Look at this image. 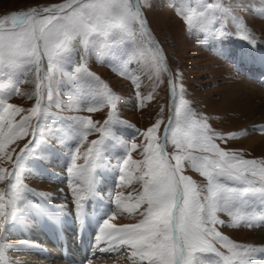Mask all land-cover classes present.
I'll return each instance as SVG.
<instances>
[{
  "label": "rangeland",
  "instance_id": "374dc122",
  "mask_svg": "<svg viewBox=\"0 0 264 264\" xmlns=\"http://www.w3.org/2000/svg\"><path fill=\"white\" fill-rule=\"evenodd\" d=\"M63 3L65 0H0V19L11 16L12 13L26 12L30 9L42 11L45 7ZM141 3L150 30L149 35L163 49L166 61L171 67L172 79H175L177 84L175 98L172 97L170 103L166 71H156L153 65L154 51L146 43L142 48L135 49L136 58L127 69L128 74H121L123 63L134 50L132 39L113 42L109 36L98 37L92 40L88 52L84 51L82 43L74 40L70 49L60 53L57 71L51 74L53 76L51 89L49 74H46V57L40 62L39 72L35 63L5 66L0 62V101L24 110L31 109L36 103L39 76L42 109L47 113L40 117V123L44 126L43 132H37L34 137L29 135L7 145L9 150L15 149L12 155L16 156L20 149L31 141L25 154L18 186L12 187L17 181L12 179L9 183L7 173L6 179L0 180V194L3 195L0 202L4 204L6 221V230L0 243L21 245V242L26 240L33 242L28 232L35 219L32 220L30 215L23 216L24 219L21 220L27 223L25 226L19 225L17 221L14 225H8L12 222L10 213L15 211L16 207H21L27 202L38 203L35 194L44 193L55 206L71 205L76 209L72 189L76 187L77 181L70 180L66 169L69 166V153L76 150L79 140V125L75 119L77 117H90L98 122V126L102 125L110 114L114 121L125 122L113 125L114 135L105 140L103 159L92 173L94 197L106 203L107 210L103 214V219L110 213H115L110 219V223L115 225L133 223L143 218L140 212L144 206L129 213L119 211L115 205L117 192L123 193L124 197L129 193L135 197L142 191V181L138 179L141 173L136 170L135 165L126 170L132 174L131 182L121 187L120 167L125 158V145L130 147L132 142L137 143L139 147L131 150L130 158L132 161L143 160L141 152L145 138L140 133L159 119L162 121L159 129L161 134L169 117L168 125L172 122L174 128L175 107L181 106V100L185 101L182 109L189 114H195L194 117L190 115V119H203L220 137L234 134L226 143L223 139L215 140L221 148L228 150L230 154L235 152L242 155L245 159L264 161V137L260 138L262 141L257 139L260 142L248 146L249 138L252 140L253 136L264 132V122L254 123L260 114H256L251 120L244 118L248 110L264 101V95L259 99L250 98L249 90L253 87L247 84H255L264 91V64L261 51H258L264 50V0H141ZM205 3H219L224 13L212 26L211 31L193 28L189 32L186 24L178 17L177 10L185 8L202 10L200 6ZM5 27H11L10 21L6 22ZM245 34L255 40V44L243 39ZM134 39L136 41L144 39L138 26ZM113 52H119L123 60L116 62ZM246 52L251 54L250 61L244 56ZM81 57H84V61ZM82 62L111 89L115 97L114 108L101 106L104 102L97 94L99 81L85 76L77 77L75 68ZM129 74L139 79V96ZM49 90L52 94L51 100L48 99ZM94 106L97 107V111H87V108ZM27 115H30L28 111L15 115L13 124ZM0 116L7 120V114L3 112L2 107ZM180 122L183 123L182 118ZM36 123V118L33 117L32 124ZM4 130L6 132L7 128ZM196 130L197 125L191 124L190 133L195 134ZM167 135L169 140L166 150L171 154L176 150L171 143V131ZM99 136V133H91L87 139L95 140ZM80 147L82 153L84 146ZM192 154L210 155L199 151ZM77 164L83 165V159H78ZM0 168L11 172L13 163L5 157L0 159ZM183 174L190 176L198 185L207 183L205 177L191 168L190 162L185 163ZM24 186L31 191H26ZM18 193L25 199L17 200ZM248 204L250 207L247 208L239 206V214L249 212L254 218L252 221L254 226L240 228L220 226V230L238 243L253 245V237L264 232V201L259 196H249ZM218 215L228 223L232 220L227 213ZM95 217L96 214H93V219ZM19 226L23 228L20 229ZM9 227L14 229H8ZM21 234L26 235L27 239L20 236ZM33 244L31 248L37 249L36 244ZM129 254L131 255L129 250L118 252L117 256L125 262H118L111 256L100 258V261H107L106 264L112 262L132 264L127 259ZM17 259L26 260L28 264H46L48 261L44 256L23 246L5 248V264H19Z\"/></svg>",
  "mask_w": 264,
  "mask_h": 264
},
{
  "label": "snow or ice",
  "instance_id": "6c2138e0",
  "mask_svg": "<svg viewBox=\"0 0 264 264\" xmlns=\"http://www.w3.org/2000/svg\"><path fill=\"white\" fill-rule=\"evenodd\" d=\"M200 7L202 10L193 8L177 10L178 17L186 24L189 32L193 28L211 31L212 26L224 13L219 3H205ZM9 21L11 27H5ZM137 26L144 37L141 41L134 39ZM149 32L141 0H65L63 4L45 7L42 11L30 9L0 19V62L5 66L35 63L39 72L40 62L46 57V74H49L51 89L53 78L51 74L57 71L60 53L70 49L74 40L82 43L84 51L88 52L93 39L109 36L113 42L133 40L134 50L122 65V75L128 74L127 69L136 58L135 49L142 48L145 43L154 51L153 65L156 71H167L163 49L152 39ZM243 39L255 44V40L247 34L243 35ZM113 58L118 63L123 60L119 52H113ZM81 60L84 61V57H81ZM75 74L77 77L85 76L99 81L97 94L104 102L101 106L115 107V97L111 89L100 81V77L88 70L86 63L78 65ZM129 76L139 96V79L130 74ZM169 83L175 98L177 88L175 79ZM180 88L183 91L182 85ZM48 99H52L51 90ZM41 101L39 76L36 103L31 109L24 110L0 101V107L7 114V120L0 116V159L6 157L13 163L11 172L0 168V180H5L7 173L9 183L12 179L17 181V184L12 185L13 188L20 182L23 161L31 141L25 144L16 156L12 155L15 149L9 150L7 145L29 135L34 137L37 132H43L44 126L40 123V117L47 113L42 109ZM184 103L185 101L181 100V106ZM181 106L175 107L174 128L170 122L165 126V133L160 134L162 121L158 119L140 133L145 138L141 152L143 160L132 161L130 158L131 150L139 147L137 143L132 142L130 147L125 145V158L120 167L121 187L131 182L132 174L126 170L135 165L136 170L141 173L138 179L142 181V191L135 197L131 193L124 197L123 193L117 192L115 205L119 211L129 213L144 206L140 212L143 219L136 224L117 226L110 223V219L115 215L110 213L100 225V232L105 238L103 242L108 247L100 248L97 245V248L100 251L119 252L126 246L131 251L132 258L139 257L140 261L146 264H264V258H257L258 253L264 254V247L238 243L220 230V226L232 228L254 226L252 222L254 218L247 211L239 214V206L250 207L249 196H259L264 201V161L245 159L235 152L230 154L228 150L215 143V140L223 139L226 143L234 134L218 136L203 119H190V115L194 117L195 114H189ZM23 111H28L30 115L22 116L19 122L13 124V117ZM87 111L95 112L97 107H89ZM33 117L37 121L35 125L32 124ZM181 118L183 123L180 122ZM75 119L79 125V140L76 150L69 153L70 160L66 171L70 180L77 181L72 193L79 217L83 214L86 201L94 196L92 173L103 159L105 140L114 135V124L125 122L114 121L111 114L99 126L98 122L90 117ZM191 124L197 125L195 134L189 131ZM169 131L171 143L176 150L171 154L166 150ZM91 133H99L100 136L89 141L87 138ZM81 145L84 146L82 153ZM197 151L210 155L192 154ZM78 159H83L84 164H77ZM186 162H190L191 168L206 178V184L198 185L190 176L183 174ZM24 187L26 191H31ZM38 195L44 197V193ZM16 199L24 200L25 197L18 193ZM2 200L3 195L0 194V201ZM126 200L134 202L126 203ZM28 208L49 215L61 214L64 211L63 205H57L53 210L40 203H25L10 213L11 221H21L23 213ZM219 213H227L232 217L231 222L221 219ZM4 217V204L0 202V239L6 230ZM97 239L101 237L98 236ZM22 245L23 242L21 245L0 243V264H5V248Z\"/></svg>",
  "mask_w": 264,
  "mask_h": 264
},
{
  "label": "bare ground",
  "instance_id": "6f19581e",
  "mask_svg": "<svg viewBox=\"0 0 264 264\" xmlns=\"http://www.w3.org/2000/svg\"><path fill=\"white\" fill-rule=\"evenodd\" d=\"M258 51L259 52L261 51L263 64H264V50L263 51L258 50ZM244 56L246 60L250 61V57H251L250 52H246ZM166 65L170 76L169 81L173 80L171 67L167 61H166ZM169 81L168 84H170ZM247 84L254 88V89L251 88L249 90L250 98L253 97L255 99H259L264 95V91L260 89L259 86L255 84L253 85L249 83ZM256 114L257 115L260 114V116L256 118L254 123L255 124L263 123L264 101L259 103V105H256L252 109L248 110L244 118L246 120L249 119L251 120L254 116L256 117ZM256 135L257 136H253L252 140H250L249 138L248 146L254 145L255 143H257V141H259L257 139L263 138L264 132ZM255 148L256 147H254V149ZM58 190H60V188H58ZM35 195L37 196V194ZM39 199L40 201L38 203L44 205L45 207H50L53 210L55 209V204H52L49 198L46 197V199H44L43 197L42 198L39 197ZM90 200L92 201L89 200L86 201L83 214L82 216L79 217L77 216L76 209H74L71 205L69 206L65 205L63 213L52 214V215L38 212L34 208L26 209L23 216L30 215L31 216L30 218L32 220L35 219V222L33 223L34 225L30 227L28 232V235L31 236L33 242H30V240H26L23 242L22 246L25 249H30L33 252L35 251L36 254H40L45 258H47L48 261L46 264H106L107 261L106 262L100 261V258L104 259V257H109V258L115 257V259L118 260V262L120 261L125 262L122 260V258L117 256L118 252L100 251L97 248V245H99L100 248L108 247V245L103 242L105 238L103 234L100 232V225L102 224L103 221V214L105 213L107 208H106V203L103 200L98 199L97 197L93 196ZM93 214H96L98 218V222H95V218L93 219ZM141 219L133 223H120L117 224V226L136 224L139 223ZM17 222L21 226H25V224L27 225L26 222H22V221H17ZM14 223L15 221H12L8 226L14 225ZM8 229H14V228L9 227ZM20 236L26 238V235L21 234ZM98 236L101 237V239L98 240L97 239ZM252 242L253 245L257 247H264V232H262L260 235L258 234L255 238L253 237ZM33 243L36 244L37 249L33 250L31 248V244ZM123 250L127 251L129 249L125 246L121 248L120 251ZM263 257L264 254H260V253L257 254L258 259ZM127 259L132 264H146V262L140 261L139 257L132 258L130 254L128 255ZM17 260L19 264H28L26 260L23 259H17ZM110 264H114V262Z\"/></svg>",
  "mask_w": 264,
  "mask_h": 264
},
{
  "label": "water",
  "instance_id": "95a60500",
  "mask_svg": "<svg viewBox=\"0 0 264 264\" xmlns=\"http://www.w3.org/2000/svg\"><path fill=\"white\" fill-rule=\"evenodd\" d=\"M166 75H167V80L169 81V72H168V70L166 71ZM168 94H169V103L171 102V99H172V91H171V85H168ZM170 118V117H169ZM169 118H168V120H169ZM168 120L166 121V123H165V125H164V129H163V132H164V130H165V126L167 125V123H168Z\"/></svg>",
  "mask_w": 264,
  "mask_h": 264
}]
</instances>
